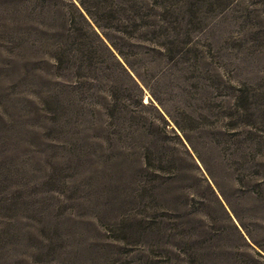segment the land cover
Masks as SVG:
<instances>
[{"label": "rangeland", "instance_id": "1", "mask_svg": "<svg viewBox=\"0 0 264 264\" xmlns=\"http://www.w3.org/2000/svg\"><path fill=\"white\" fill-rule=\"evenodd\" d=\"M0 264H264V0H0Z\"/></svg>", "mask_w": 264, "mask_h": 264}]
</instances>
